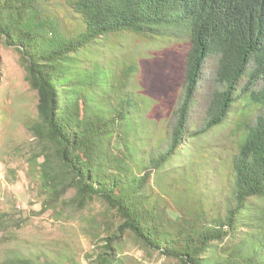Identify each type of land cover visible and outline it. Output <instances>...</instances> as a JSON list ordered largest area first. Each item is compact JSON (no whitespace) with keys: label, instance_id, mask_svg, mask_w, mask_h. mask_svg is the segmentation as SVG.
Returning a JSON list of instances; mask_svg holds the SVG:
<instances>
[{"label":"trees","instance_id":"1","mask_svg":"<svg viewBox=\"0 0 264 264\" xmlns=\"http://www.w3.org/2000/svg\"><path fill=\"white\" fill-rule=\"evenodd\" d=\"M132 33L180 52L159 75L110 55ZM0 42L38 94L32 130L57 147L62 175L43 172L52 195L70 179L121 231L185 264H264V0H0ZM207 59L218 88L204 131L189 114ZM222 126L218 143L205 137ZM117 237L95 263L116 261Z\"/></svg>","mask_w":264,"mask_h":264},{"label":"rangeland","instance_id":"2","mask_svg":"<svg viewBox=\"0 0 264 264\" xmlns=\"http://www.w3.org/2000/svg\"><path fill=\"white\" fill-rule=\"evenodd\" d=\"M119 45L110 55L156 68L158 75L172 53L180 52L152 33H132ZM200 77L189 118L205 131L208 107L218 88L211 59L205 60ZM38 114V94L27 81L20 52L0 42V264L20 255L50 260L67 255L78 264H97L95 258L108 243L105 238L115 234L113 264H185L144 248L132 232L121 231L122 221L104 199L85 198L70 179L57 180L59 197L48 191L44 169L53 176L62 175V170L56 145L32 130ZM228 132L222 126L205 137L218 143Z\"/></svg>","mask_w":264,"mask_h":264}]
</instances>
